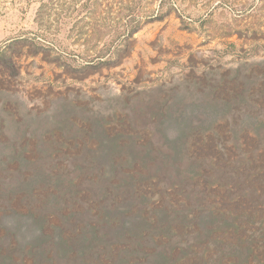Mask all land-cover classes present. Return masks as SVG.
<instances>
[{
	"label": "rangeland",
	"instance_id": "374dc122",
	"mask_svg": "<svg viewBox=\"0 0 264 264\" xmlns=\"http://www.w3.org/2000/svg\"><path fill=\"white\" fill-rule=\"evenodd\" d=\"M129 138L164 162L181 149L182 167L201 147L229 193L264 200V0H0V169L34 171L2 175L40 180ZM4 224L34 236L23 216Z\"/></svg>",
	"mask_w": 264,
	"mask_h": 264
},
{
	"label": "trees",
	"instance_id": "16d2710c",
	"mask_svg": "<svg viewBox=\"0 0 264 264\" xmlns=\"http://www.w3.org/2000/svg\"><path fill=\"white\" fill-rule=\"evenodd\" d=\"M71 135L65 140L82 141ZM99 137L93 132L104 149ZM117 140L99 160L86 151L70 171L46 155L40 180L2 175L13 161L20 175L34 172L20 156L2 165L0 264H264V200L241 183L229 193L221 161L203 163V148L186 147L188 163L177 166L181 149L164 162L150 143L129 138L126 149ZM17 215L32 224L33 238L4 224Z\"/></svg>",
	"mask_w": 264,
	"mask_h": 264
}]
</instances>
